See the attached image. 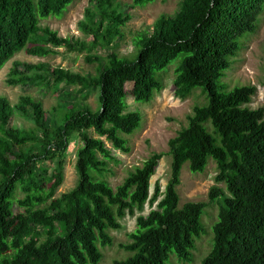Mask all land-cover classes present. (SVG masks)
<instances>
[{
    "label": "trees",
    "instance_id": "1",
    "mask_svg": "<svg viewBox=\"0 0 264 264\" xmlns=\"http://www.w3.org/2000/svg\"><path fill=\"white\" fill-rule=\"evenodd\" d=\"M152 1L130 3L142 7ZM72 2L0 0V69L20 51L45 57L58 48L85 53L87 62L97 64L95 74L81 75L10 63L5 84L60 85L56 96L65 106L58 103L48 116L29 96L12 106L0 97V264H99L98 246H110L109 232L145 203L154 207L135 217L128 243L121 246L127 255L111 264H164L171 253L189 261L194 239L202 233L201 212L223 193L212 186L206 202L178 206L176 187L183 164L190 173H200L208 159L216 168L213 181L224 186L226 195L217 206L211 248L200 264H264V108L246 107L255 87L227 90L221 82L241 39L254 32L264 0H180L173 15H159L150 33L134 40L130 59L113 50L129 20L115 0H93L84 9L77 23L80 38L58 37L38 26L40 20L60 17ZM173 61V96L184 100L199 89L205 101L167 141V182L161 192L155 184L149 196V178L163 155L152 153L111 189L104 175L113 159L105 143L127 152L123 136L140 123L138 112L126 110L125 97L148 103L162 89L160 74ZM92 91L94 111L76 102ZM14 111L29 112V129L7 127ZM73 134L80 141L77 180L54 197ZM13 205L20 212L13 213Z\"/></svg>",
    "mask_w": 264,
    "mask_h": 264
},
{
    "label": "rangeland",
    "instance_id": "2",
    "mask_svg": "<svg viewBox=\"0 0 264 264\" xmlns=\"http://www.w3.org/2000/svg\"><path fill=\"white\" fill-rule=\"evenodd\" d=\"M180 0H154L142 7H132L130 0H115L119 4V11L129 15L128 22L120 29L122 39L113 49L118 57L130 59L135 53L134 40L143 34H149L152 23L159 15L171 16L175 13ZM93 0H73L60 17H49L40 20L38 26L46 27L54 31L58 37L80 38L77 23L81 20L86 7L93 5ZM54 55L45 57H33L20 51L16 53L0 69V97L6 99L12 106L21 96H29L40 101L42 108L49 116L53 108H58L59 101L56 93L62 87L51 88L37 87L30 84L9 86L5 84L6 73L12 61L28 64H42L44 68L64 69L70 73L95 74L96 62H87L85 53L66 52L62 48L56 49ZM170 64L160 74L162 89L155 93L152 99L145 104H137L126 95V110L136 111L140 114V123L136 130L130 135L123 136L126 141L127 152L113 150L108 143L105 147L109 149L113 161L108 163V172L104 175L107 185L113 189L134 168L139 167L141 162L152 153H162L157 162L153 174L149 178V196L152 194L153 186L159 185L161 192L169 177L170 158L166 154L167 141L186 125V117L190 115L194 106L204 104V96L199 89H195L188 98L179 100L173 96L171 81L173 78V65ZM21 70L22 68L19 67ZM221 82L227 90L235 86H253L255 93L246 105L249 109L264 108V4L260 15L256 20V27L252 34L241 39L240 48L230 62ZM128 85L125 86L128 89ZM84 94V93H83ZM90 110L97 108L96 93L89 92L85 99H77ZM60 106H65L61 101ZM30 114L20 115L14 111L7 123V127L15 129H29L31 127ZM87 134L94 136L90 131ZM80 146L77 135L73 134L63 156L62 182L55 190L54 197L69 191L76 183L77 176L74 169L75 150ZM216 174L215 164L208 159L202 172L190 173L186 164H183L179 173V184L176 187L178 195V206L186 202H206L208 190L216 186L222 191L214 202L204 208L201 212L199 223L202 233L194 239V247L191 251V259L186 262L179 261L174 253L168 255L164 264H200L201 260L209 252L212 243V225L216 221L217 206L225 197V189L222 184H215L213 178ZM144 204L140 212L134 211L132 215H125L118 221L119 229L110 231L111 245L98 250L101 253L99 264H111L114 260H121L127 254L121 248L128 243V234L134 229L135 217L145 215L152 209ZM12 212H20L15 205Z\"/></svg>",
    "mask_w": 264,
    "mask_h": 264
}]
</instances>
